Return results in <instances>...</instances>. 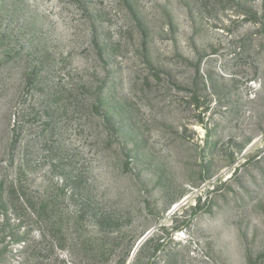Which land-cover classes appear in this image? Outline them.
Returning <instances> with one entry per match:
<instances>
[{
  "label": "rangeland",
  "instance_id": "374dc122",
  "mask_svg": "<svg viewBox=\"0 0 264 264\" xmlns=\"http://www.w3.org/2000/svg\"><path fill=\"white\" fill-rule=\"evenodd\" d=\"M128 251L264 264V0H0V264Z\"/></svg>",
  "mask_w": 264,
  "mask_h": 264
},
{
  "label": "trees",
  "instance_id": "16d2710c",
  "mask_svg": "<svg viewBox=\"0 0 264 264\" xmlns=\"http://www.w3.org/2000/svg\"><path fill=\"white\" fill-rule=\"evenodd\" d=\"M149 240H150V239H147V240L142 244V246H141L140 249H139V252H141V249L147 244V242H149ZM130 251H131V249H130ZM129 257H130V254H129V251H128V254H127L124 258H122V259L120 260V264H126V262H127V260H128Z\"/></svg>",
  "mask_w": 264,
  "mask_h": 264
},
{
  "label": "water",
  "instance_id": "95a60500",
  "mask_svg": "<svg viewBox=\"0 0 264 264\" xmlns=\"http://www.w3.org/2000/svg\"><path fill=\"white\" fill-rule=\"evenodd\" d=\"M144 238H145V236H143V237L137 242V244H136V246H135V248H134V250H133V253H135V252L137 251L139 245L141 244V242H142V240H143Z\"/></svg>",
  "mask_w": 264,
  "mask_h": 264
}]
</instances>
